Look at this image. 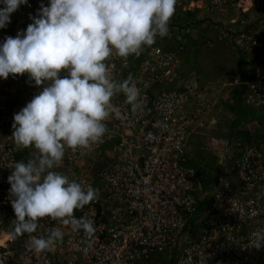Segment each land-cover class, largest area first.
Segmentation results:
<instances>
[{
	"label": "built area",
	"instance_id": "1",
	"mask_svg": "<svg viewBox=\"0 0 264 264\" xmlns=\"http://www.w3.org/2000/svg\"><path fill=\"white\" fill-rule=\"evenodd\" d=\"M41 3L50 6V0H28L27 5H20L10 17L19 27L16 24L5 31L0 44L5 37L15 38L19 31H26L33 23L30 15L37 14ZM187 13L223 17L217 19L206 42L208 48L213 46L215 32L217 37L232 36L256 54L250 77L244 82V103L263 109L264 0H176L169 33L184 32L176 25L186 24ZM183 50L182 45L171 49L162 41L144 46L139 60L136 55L124 59L113 53L106 61L115 80L129 74L134 77L141 108L134 113L123 93L115 95L111 102L119 113L105 121L107 131L101 141L87 149L66 148L59 164L66 169L63 174L98 190L97 199L76 216L92 219L96 231L89 239L83 230L73 231L59 221L41 218L32 235H46L53 227L64 232L63 242L52 251L31 250L26 246L29 234L14 236L6 227L13 210L8 177L11 166L18 162L15 152L23 147L17 148L11 137L18 112L8 105V79L0 77V264H141L171 248H177L174 264H264V247L254 246L256 236L264 235L262 146L233 142L229 169L237 173V185L223 175L210 191L208 208L199 214L201 232L185 233L196 203L197 176L183 164V155L194 134L193 125L203 127L200 119L209 105L195 76L179 72ZM64 75L62 72L61 77ZM40 91L42 87L28 89L27 103ZM28 149L36 152L34 146ZM90 159H108L94 177L76 171Z\"/></svg>",
	"mask_w": 264,
	"mask_h": 264
},
{
	"label": "clouds",
	"instance_id": "2",
	"mask_svg": "<svg viewBox=\"0 0 264 264\" xmlns=\"http://www.w3.org/2000/svg\"><path fill=\"white\" fill-rule=\"evenodd\" d=\"M28 0H0V29ZM176 0H50L40 4L33 23L15 38L0 44V77L27 73L42 91L14 114L12 139L17 148H35L27 161L11 166L9 197L15 213L13 235L29 234L26 246L35 252L52 251L64 232H37L39 220L49 217L91 238L96 228L86 216L75 217L98 197L91 185L54 171L66 148L87 149L104 137L105 121L119 109L112 98L123 93L132 112L141 108L134 77L117 81L106 62L115 53L139 56L157 36L169 32ZM30 6V5H29ZM66 73L61 77V73ZM255 248L264 247L257 235Z\"/></svg>",
	"mask_w": 264,
	"mask_h": 264
},
{
	"label": "rangeland",
	"instance_id": "3",
	"mask_svg": "<svg viewBox=\"0 0 264 264\" xmlns=\"http://www.w3.org/2000/svg\"><path fill=\"white\" fill-rule=\"evenodd\" d=\"M194 16L195 14L192 15V17ZM218 17L219 16H215L214 18H218ZM205 19L206 17H204V20ZM208 20H212V16H210ZM191 25H194V26L191 28L189 33H191V36H193V39L198 43H196L195 45L194 43L190 41V39L187 38L186 35H185V40L183 37L177 39V41L184 42L186 46V52L185 54L182 55L183 61L181 65V70L183 71V73H188V72H191L192 70L193 73L198 75L201 68H203L202 70H203V73L205 74V79H206V82L204 83V85L208 86L206 83L210 81L212 83L213 81L214 82L213 86L218 87L220 83L222 82V86H223L222 88H224V90L222 91V95H223L222 98L225 99L228 94L227 90H229V87L226 86V84H228V82L231 80L230 79L231 72L234 70L235 71L238 70L236 55H238L240 50L236 49L235 45L232 46L230 41L228 42L222 41L223 44H226L224 46H222L221 43L217 42L215 43V45H213L214 47L208 48L205 44L199 43L203 39L202 37L203 32H201L198 25L194 21H192ZM207 26H208L207 24L204 25V29L207 28ZM208 32L203 33L204 37H207ZM173 40L174 38L165 39V43H167L172 48V46H174V43H175L173 42ZM184 58L188 62L184 61ZM213 78H215V80ZM216 80H219L220 83H217ZM32 87H29V88H32ZM210 91L211 89L208 86L207 92H210ZM210 103L212 105L211 116L212 114H215V113L220 114V116L222 117L221 118L222 120H220V123L218 124V126H216L217 128L214 127L216 129L213 128V130L211 129H208L207 131L204 130L201 134H198V135L197 133H194L193 136L190 137L189 140L187 141V144H188L187 154L185 156L186 165L192 166L194 169L199 167L197 160L199 159L200 155L206 159L205 163H206V166H208V172H207V176L204 177L203 179L204 180L203 184L207 185V187H211V185L215 181V178L217 180L219 177H222V176H219V174L221 173L220 172L221 169H219V167L222 166L221 156L223 153L222 151L219 150L220 148L218 147V142L215 145L214 142L216 140L209 133H212V131H214L216 134H221L223 132H226V130L228 129V125L224 124V122L228 120L229 124L231 123L230 116L226 114V111L229 113L231 111H229L227 107H225V102L221 98L218 100L216 98H211ZM224 126H226L225 127L226 129L224 128ZM207 128H208V125H207ZM197 130L199 129L197 128ZM87 164L88 166H90L89 167V171H90L93 165H91L92 164L91 161H88ZM101 165H102L101 168H103L105 163H102ZM202 188L204 190H207V188H204V187ZM198 217H199V212H197L195 209V211L192 214V220L196 222L195 223L196 227H200V223H201L200 221H196ZM166 255H167V252L163 251L160 253V256L157 257L158 260L162 259V261H160V264H162L163 262L165 263L169 260L168 255H167V259L165 258ZM169 261L167 262V264H170Z\"/></svg>",
	"mask_w": 264,
	"mask_h": 264
},
{
	"label": "crops",
	"instance_id": "4",
	"mask_svg": "<svg viewBox=\"0 0 264 264\" xmlns=\"http://www.w3.org/2000/svg\"><path fill=\"white\" fill-rule=\"evenodd\" d=\"M187 14H190V15H193V14H195V13H187ZM186 14V20H188L189 18H191V17H189L188 15ZM204 17H206V19L204 20ZM209 17L210 16H194L193 17V21L196 23V24H200V25H202V24H207L208 25V30H210L209 32H208V34H212V32H213V28H214V26L215 25H218L217 23V19H221V18H217V19H215L214 17L215 16H212V20H208L209 19ZM185 20V21H186ZM19 27V26H18ZM6 28H8V25H7V27ZM11 29V28H10ZM214 34H216L215 32H214ZM164 39H166L165 37H163ZM163 38H160V37H156V40L155 41H157V40H161V39H163ZM1 40L3 39V37H1L0 38ZM185 40V39H184ZM155 43V42H154ZM196 43H198V42H195V45H196ZM199 43H201V42H199ZM218 43H220V42H218ZM178 45L180 44V43H177ZM184 45H185V43H184ZM222 46H224L223 44H222ZM232 46H234V45H232ZM231 46V47H232ZM176 47V45H175V43H174V46H172V48L174 49ZM184 48H186V46H184ZM240 48L242 49V52H243V54L245 55V56H242V59H245L244 60V62H245V64H251V57L252 56H250V55H247V48H244V46L243 45H241L240 46ZM182 54L183 53H181V55H180V65H179V72H180V74L181 75H183V76H195V78H196V81L199 83V85H200V87H201V89H203V91L205 92V95H204V100H205V102L209 105V109L207 110V112H206V114L203 116V119H200L201 120V122H202V128H198V127H196V125H193V128H194V130H195V132L194 133H197V135L198 134H201L204 130H208V129H211V130H213V128L214 127H216V126H218V124L220 123V120H222L221 118V116H220V114H217V113H215V114H212V116H211V111H212V105H211V103H210V100H211V98H216L217 100L218 99H222L224 102H225V107H227V109L229 110V111H231L230 113L229 112H227L226 110V114L228 115V116H230V119H231V123L229 124V121L227 120V121H223L224 122V124H227L228 125V129L226 130V132H223V133H221V134H216L214 131H212V133H209V134H211L213 137H214V139L216 140L215 141V145L217 144V142H218V147L220 148L219 150L220 151H222L223 153H222V156L224 155V153H225V151H226V144L228 143V140L230 139V136H229V134H230V127H231V125L233 124V120H235L236 121V115L234 114V112L232 111V110H230V108H229V104H228V98H229V94L231 93V92H233L232 90L233 89H231L232 88V86L233 85H237V84H239L240 82H239V76H238V70H234V71H232L231 72V75H230V81L228 82V84H226V86H228L229 87V90H227L228 91V93L229 94H227V96H226V98L224 99V98H222L223 97V95H222V91L224 90V88H222L223 86H222V82L220 83L219 82V80H216V82L217 83H220V85L218 86V87H214L213 85L210 87V89H211V91L210 92H207V88H208V86H205L204 85V83L206 82L205 80H204V78H202V77H200V80H199V78H198V75H196L195 73H193L192 72V70H191V72H188V73H183V71L181 70V65H182V61H183V58H182ZM184 61H187L185 58H184ZM188 62V61H187ZM238 64V63H237ZM238 65H240V66H242V63H240L239 62V64ZM237 65V66H238ZM244 65V64H243ZM239 69V68H238ZM241 76H244V75H241ZM207 84V83H206ZM241 84H243L244 85V82L243 83H241ZM35 85V82L34 81H29V75L27 74V73H25V74H23V75H17V76H15V77H13L11 74L9 75V79H8V101H9V104H10V107H11V109L13 110V111H16V112H19L21 109H22V107H24V106H26V101H25V93H26V91L28 90V89H30L29 87H32V86H34ZM225 86V87H226ZM245 87V86H244ZM244 93H245V91H244ZM243 99H244V95L242 96V98H241V101L243 102ZM213 102H215V101H213ZM230 104H231V102H230ZM195 107V106H194ZM193 107V108H194ZM244 109L243 110H240L242 113H244V115L242 116V118H240V121H241V123H240V125H237V127L238 126H240V128H242V129H246V132H247V134L245 135V136H242L240 133L238 134V137H247V138H250V139H253V138H255V139H257V140H259L262 144H264V125H262L261 123H259L258 122V118L259 117H261V118H264V110H261V111H258V112H255L254 114H255V116L253 117V119L252 120H249L248 118L250 117V116H248L250 113H252V111H250V109L249 108H247V107H245L244 105L242 106ZM241 107V108H242ZM195 109V108H194ZM226 109V108H225ZM228 119V118H227ZM207 125H208V128H207ZM211 127V128H210ZM226 126H224V128H225ZM196 128V129H195ZM197 128L199 129V130H197ZM217 128V127H216ZM216 128H214V129H216ZM200 129H201V131H200ZM226 129V128H225ZM218 140V141H217ZM28 152V151H27ZM29 154H30V156H32L34 153H32V152H28ZM103 158H106V157H103ZM108 161V159H103V160H101V162H100V164H102V163H106ZM184 163L186 164V160H184ZM192 167V166H191ZM221 167H223L222 169H221V173L219 174V176H223L222 174H224V176H225V178H228L225 174H227L226 172H225V168H224V165H222ZM97 168V167H96ZM54 171H58V172H61V173H63V171H64V168L61 166V165H58L57 167H55L54 169H53ZM220 178V177H219ZM81 210V209H80ZM79 210V211H80ZM75 215V214H74ZM173 249H175V251H176V254H175V257L174 258H172L173 257V255H172V250ZM173 249H167V250H165L166 252H167V255H168V259L170 260H168L169 261V263L170 264H174L175 263V258H176V256H177V248H173ZM167 255H166V259H167ZM156 258H155V263L154 264H160V261H162V259H160V260H158L157 259V257H159L160 256V253L159 254H156V255H154ZM172 259H171V258ZM167 261V260H166ZM167 261V262H168ZM167 262H163L162 264H167ZM172 262V263H171Z\"/></svg>",
	"mask_w": 264,
	"mask_h": 264
},
{
	"label": "trees",
	"instance_id": "5",
	"mask_svg": "<svg viewBox=\"0 0 264 264\" xmlns=\"http://www.w3.org/2000/svg\"><path fill=\"white\" fill-rule=\"evenodd\" d=\"M189 17H191L192 18V15H190V14H187ZM178 24V23H177ZM191 24H192V20L191 21H189L188 23L186 22V24L185 23H183V26H181L180 28H182L183 30H185V31H189V30H191V27H193L194 25H192L191 26ZM204 25H206V23L204 24ZM176 26H180V24H178V25H176ZM179 28V29H180ZM207 31H210V30H208V26H207V28H202V30H201V32H206L207 33ZM203 33H202V35H203ZM186 36H187V38L188 39H190V41L192 42V43H194L195 44V40L193 39V36H191L189 33H186ZM165 37V36H164ZM160 38H162V37H160ZM166 38V37H165ZM162 41H164L165 42V39L163 38V39H161V40H157V41H155V43H161ZM171 49H173V48H171ZM136 58H137V60H139V58H140V55L139 56H136ZM242 59V58H241ZM240 63H242V64H244L242 67L240 66V65H238V76H239V84H237V85H233L232 86V88L231 89H233L232 91L233 92H229L228 94H229V98H228V104H229V108H230V110H232L233 112H234V114L236 115V121L235 120H233L232 122H233V124L231 125V129H230V134H229V136H230V139H236V138H239L238 137V134L240 133L242 136H245L246 134H247V132H246V129H242V128H240V126H238L237 127V125H240V123H241V121H240V118H242V116L244 115V113H242L240 110H243L244 108L242 107L243 106V103H242V101H241V98H242V96L244 95V91H245V87H244V85L243 84H241V83H243V82H245V81H247L248 79H249V77H250V72H251V70H252V65L251 64H245V62H243V61H241L240 60ZM203 68H201V70L199 71V74L201 75V74H203V75H199L198 74V78H199V80H200V77H202V78H204V80L206 81V79H205V74L203 73V70H202ZM241 75H244V76H241ZM214 80H215V78H213ZM214 84V82L212 81V83H211V81L210 82H208L207 83V85L209 86V87H211L212 85ZM230 102H231V104H230ZM242 107V108H241ZM250 111H252L251 109H250ZM256 112V111H255ZM254 111H252V113H250L248 116H250L248 119L249 120H252L253 119V117L255 116V113ZM255 113V114H254ZM254 115V116H253ZM258 122L259 123H261L262 125H264V118H261V117H259L258 119ZM246 139H248V140H250V138H247V137H245ZM264 142V141H263ZM229 150H231V147H229ZM15 156H16V158H17V160L18 161H20V160H24L25 162L27 161V159L30 157V154L24 149V150H22V151H16L15 152ZM205 158L204 157H202L201 155L199 156V159L197 160V163H198V168H196V171H197V174H198V176H199V183L200 184H202V187H204V188H207V190H211L212 189V187L215 185V184H217V182L219 181L218 179L216 180V178H215V181L213 182V184L211 185V187H207V185H204L203 184V182H204V177H206L207 176V172H208V166H206V163H205ZM102 165L101 164H98V166H97V168H96V170L95 171H93L92 173H90V175L91 176H95V175H97V173L99 172V171H101L102 170ZM223 167H219V169H222ZM101 169V170H100ZM223 175V174H222ZM209 203H210V201H209V196L207 195L206 197H203V198H199L198 199V201H197V204H196V211L197 212H200V211H202V210H204V209H206L208 206H209ZM87 206V205H86ZM85 206V207H86ZM79 210L80 209H76L75 211H74V214L77 216V215H79ZM13 219H15V213H14V210H12L11 211V213H10V215H9V218H8V220L6 221V227L13 233V224H12V220ZM190 220H192V215L190 216V218H189V223H190ZM192 222H194L193 220L191 221V223ZM197 231H201V229L199 228V227H197L196 229L195 228H190L189 230L186 228V231H185V233H189V234H194V233H196ZM21 236V235H20ZM175 254H176V251H175V249H173L172 250V255H173V257L172 258H174L175 257ZM155 256L154 255H151L149 258H147L146 260H144L143 262H142V264H154L155 263ZM172 263V262H171Z\"/></svg>",
	"mask_w": 264,
	"mask_h": 264
},
{
	"label": "bare ground",
	"instance_id": "6",
	"mask_svg": "<svg viewBox=\"0 0 264 264\" xmlns=\"http://www.w3.org/2000/svg\"><path fill=\"white\" fill-rule=\"evenodd\" d=\"M185 18H186V14H185ZM12 20H11V23H10V25H8V28H4L1 32H0V38L1 37H4V32L5 31H7V30H9L12 26H15L17 23H16V21H15V19H13V18H11ZM215 19H217V18H215ZM193 21L194 19H193V17L192 18H189L188 20H186L187 21V23L189 22V21ZM218 24V23H217ZM198 25V27H199V29L200 30H202V28H204V24H202V25H200V24H197ZM18 26V24L15 26V27H17ZM192 26V25H191ZM179 27H181V26H178V28ZM192 28V27H191ZM12 29V28H11ZM180 29H182V28H180ZM183 30V29H182ZM190 32V30L189 31H185L184 30V32L183 33H181V34H178V32L176 33V32H172V33H169L168 32V34L165 36L166 37V39H168V38H170V39H172V38H174V40H173V42H175V45L177 46L178 44L177 43H180L179 45H182L183 47L185 46L184 45V42H180V41H177V39H179V38H181V37H183L184 39H185V35H186V33H189ZM190 35H191V33H189ZM211 35V33L210 34H208L207 35V37H204V35H202V37H203V39H202V41H201V43H203V44H205L206 45V42H207V40L209 39V36ZM234 35V34H233ZM215 36H216V39H215V41L213 42V45H215V43H217V42H220L221 44H223L222 43V41H230L231 42V45H235L236 46V49H238V50H240L239 51V53H238V55H236V60H237V63L239 64V62H240V60L241 61H243L244 62V60L245 59H241L242 58V56H245L244 54H243V52H242V49L240 48V46L242 45V44H239V43H237L234 39H232V36H228V37H217V34H215ZM160 37V36H159ZM163 38V37H162ZM0 41H2L1 39H0ZM223 45H226V44H223ZM212 47H214V46H212ZM211 48V47H210ZM245 48V47H244ZM185 52H186V48H184V50H183V54H185ZM182 54V55H183ZM247 55H250V56H252L251 57V65H252V68L254 67V65H255V61H256V54H254V53H252V51H247ZM242 66H243V64H242ZM241 66V67H242ZM8 79H9V77H8ZM34 86H36V85H34ZM33 86V87H34ZM7 96H8V94H7ZM25 101H26V93H25ZM243 105L245 106V107H247V108H249V109H251L252 111H256V112H258V111H261V110H264V108L263 109H254V108H251V107H249V106H247L245 103H244V99H243ZM26 104H27V101H26ZM8 105H9V107H10V104H9V101H8ZM25 107V106H24ZM23 108V107H22ZM193 130H194V128H193ZM195 132V131H194ZM193 136V135H192ZM191 136V137H192ZM235 140H239V141H242V142H244V141H248L249 143H254V144H256V146L257 147H259V146H262V148H263V151H264V144H262L259 140H257V139H255V138H253V139H250V140H248V139H246V138H244V137H239V138H236V139H229L228 140V143L226 144V151H225V153H224V155L223 156H221L222 157V161H221V163H222V165H224V168H225V172L227 173V174H225L228 178H225L226 180H228L230 183H232V184H234V185H237V183H238V180H239V178H238V175H237V173L236 172H234V171H230V165H231V163H232V161H233V157H232V155H233V142L235 141ZM187 145L188 144H186V147H185V150H184V155H183V159L185 160V156H186V154H187ZM229 147H231V150H229ZM26 150V151H28V152H32L30 149H28V148H22L21 150H19V151H22V150ZM32 153H35V152H32ZM101 156H103V151H102V155ZM89 161H91V165H93L92 166V168H91V170L89 171V167L90 166H88V164H87V162H84L80 167H77V169H76V171L77 172H82V173H85V174H87L88 176H90V177H93V176H91L90 174H89V172L90 173H92L93 171H95L96 170V168L95 167H97L98 166V164H100V162H101V160H99V161H97V162H93L91 159L89 160ZM85 163H86V165H85ZM106 164V163H105ZM183 164L186 166V167H189V168H192V169H194L193 167H191V166H188V165H186L184 162H183ZM94 169V170H93ZM101 170V169H100ZM195 170V172H196V176H197V179H196V183L194 184V186H195V189H194V192H193V194H194V197H195V200H196V203H195V206H194V211H195V209H196V204H197V201H198V199L200 198H203V197H206L207 195L209 196V201H210V191L212 190H204L203 188H202V186H201V184L199 183V176H198V174H197V171H196V169H194ZM64 171H66V169H64ZM63 171V172H64ZM224 175V174H223ZM221 178V177H220ZM220 178H218V180H220ZM219 182V181H218ZM217 182V183H218ZM216 185V184H215ZM214 185V186H215ZM213 186V187H214ZM212 187V188H213ZM210 204V203H209ZM85 208V207H84ZM83 208V209H84ZM208 208V207H207ZM206 208V209H207ZM83 209H81L80 211H82ZM205 210V209H204ZM204 210H202V211H200L199 212V214L201 213V212H203ZM80 211H79V213H80ZM193 211V212H194ZM193 212H192V214H193ZM191 214V215H192ZM190 215V216H191ZM75 217H76V215H74ZM78 216V215H77ZM190 216H189V218H190ZM199 218V217H198ZM198 218H197V220L196 221H198ZM191 221L192 220H190V223H189V219H188V223H187V226H188V230L190 229V228H197L196 227V225H195V223L196 222H192L191 223ZM202 223H200V229L202 230ZM10 231V230H9ZM11 232V231H10ZM201 231H197L196 233H194V234H192V235H198L199 233H200ZM2 243H3V241H2V237L0 236V246L2 245ZM171 249H173V248H171ZM171 258V257H170ZM172 259V258H171ZM142 264V263H141Z\"/></svg>",
	"mask_w": 264,
	"mask_h": 264
}]
</instances>
